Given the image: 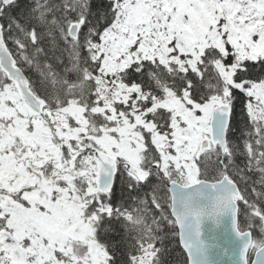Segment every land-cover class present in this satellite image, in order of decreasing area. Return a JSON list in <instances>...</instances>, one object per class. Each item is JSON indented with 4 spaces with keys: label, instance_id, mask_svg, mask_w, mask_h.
<instances>
[{
    "label": "snow or ice",
    "instance_id": "1",
    "mask_svg": "<svg viewBox=\"0 0 264 264\" xmlns=\"http://www.w3.org/2000/svg\"><path fill=\"white\" fill-rule=\"evenodd\" d=\"M0 264H264V0H0Z\"/></svg>",
    "mask_w": 264,
    "mask_h": 264
}]
</instances>
